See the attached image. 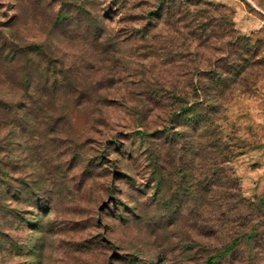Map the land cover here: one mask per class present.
Returning a JSON list of instances; mask_svg holds the SVG:
<instances>
[{
  "label": "rangeland",
  "instance_id": "1",
  "mask_svg": "<svg viewBox=\"0 0 264 264\" xmlns=\"http://www.w3.org/2000/svg\"><path fill=\"white\" fill-rule=\"evenodd\" d=\"M149 1L127 0L134 8L122 12L114 9L112 0L95 1L96 12L106 16L105 24L120 37L117 43L93 42L89 47L99 45L117 50L115 54L83 61L88 47L65 41L58 45L52 36L58 57L78 69L59 77L63 83L53 102L58 131L27 136L10 151L15 170L21 166L25 174L36 169L52 176L39 200L30 199L33 192L22 202L8 197L9 210L19 211L12 217L16 223L0 228L6 236L0 243V264H205L217 248L218 242L198 235L204 231L191 229L184 211L167 215L150 197L149 169L142 155L145 145L134 131L142 129L137 127L140 123L154 134L169 128V109H144L131 93L144 88L141 78L171 76L167 75L171 68L161 64L160 57L167 56L156 49L144 61V42L126 34L144 25ZM200 1L232 10L234 30L249 36L250 45L259 47L264 56V0ZM58 3L0 0V28L9 29L16 40H39L48 29L50 7ZM165 47V52L175 50ZM201 53L214 55L206 49ZM177 86L183 89L182 82ZM237 88L219 124L232 147L231 165L241 190L255 198L264 193V72L247 77ZM50 166L57 173L50 174ZM29 177L25 180L31 184ZM214 264H232V253Z\"/></svg>",
  "mask_w": 264,
  "mask_h": 264
},
{
  "label": "trees",
  "instance_id": "2",
  "mask_svg": "<svg viewBox=\"0 0 264 264\" xmlns=\"http://www.w3.org/2000/svg\"><path fill=\"white\" fill-rule=\"evenodd\" d=\"M95 1L60 0L56 8L50 7L48 29L36 41L16 40L9 29L0 28V228L16 223L12 217L19 209L9 210L8 197L22 202L33 192L30 199L39 200L52 176L36 169L25 174L21 166L15 170L10 153L27 136L33 139L37 133L43 132L44 137L58 131L53 102L63 83L59 77L78 67L58 57L59 47L52 36L58 45L65 41L88 47L83 61L118 52L89 47L93 42L117 43L120 37L107 27L106 16L96 12ZM129 4L112 0L117 12L132 10L134 4ZM147 5L144 25L126 34L144 42V61L156 49L167 56L160 57L161 64L171 68L167 74L171 76L141 78L144 88L130 92L144 109H169V128L164 126L154 134L140 123L137 127L142 129L134 131L145 145L142 155L149 169L151 200L167 215L184 211L192 221L191 229H201L202 239L210 237L219 243L205 264L220 262L230 253L232 264H264V193L255 198L243 194L231 165L232 147L219 124L225 120L224 106L237 84L264 72V56L259 47L250 45L249 36L234 30L232 10L223 5L200 0H150ZM165 44L175 49L173 53L165 52ZM179 47L182 51L177 52ZM202 49L214 55L206 56ZM179 82L183 83L181 91ZM50 169V174L57 173L54 166ZM15 174L18 178L12 177ZM25 177L32 178L31 184ZM5 237L0 230V243Z\"/></svg>",
  "mask_w": 264,
  "mask_h": 264
}]
</instances>
